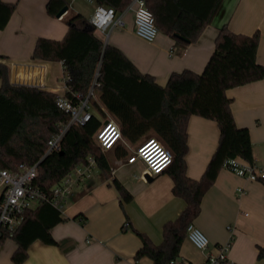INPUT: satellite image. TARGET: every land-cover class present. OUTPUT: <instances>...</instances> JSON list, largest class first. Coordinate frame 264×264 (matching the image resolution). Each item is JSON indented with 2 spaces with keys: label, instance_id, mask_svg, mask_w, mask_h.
<instances>
[{
  "label": "trees",
  "instance_id": "trees-1",
  "mask_svg": "<svg viewBox=\"0 0 264 264\" xmlns=\"http://www.w3.org/2000/svg\"><path fill=\"white\" fill-rule=\"evenodd\" d=\"M144 1L153 12L159 30L184 49L201 36L223 0ZM96 2L123 12L132 0ZM65 6L69 9L67 0L47 2L52 16H57ZM15 9L16 3L0 0V29L7 26ZM64 18L68 25L64 37H39L33 58L62 61L67 84L65 96L76 101V93L86 96L93 88L96 99L92 103L98 113L105 117L109 112L118 121L123 137L137 143L136 147L151 134L171 150L173 161L167 170L174 180V193L186 200V207L176 219L164 223L163 240L159 244L135 229L142 239L135 258L147 256L155 264H177L187 226L199 214L202 198L225 160L238 157L254 162L249 129L236 124L227 90L264 78V65L257 60L260 32L235 33L224 24L216 36L214 52L201 73L189 69L173 72L166 85L161 86L153 75L142 73L118 47L100 39L89 18L81 13ZM0 79V167L15 169L20 163L32 165L40 161L34 183L50 190L91 155L105 178L112 173L109 154L126 160L129 157L121 141L107 151L96 143L95 134L102 120L95 113L84 125L72 124L61 141V149L46 154L49 139L59 124L70 122L71 115L57 105V93L13 85L9 66L2 61ZM193 114L217 121L220 128L218 146L199 180L186 174L187 128ZM113 182L122 201H130L132 194L128 189L118 179ZM64 220L57 208L43 202L26 211L23 223L12 236L5 233L0 240L12 238L17 242L12 259L21 264L27 259L33 241L40 239L57 244L51 228ZM258 258L264 259V246H259Z\"/></svg>",
  "mask_w": 264,
  "mask_h": 264
},
{
  "label": "crops",
  "instance_id": "crops-1",
  "mask_svg": "<svg viewBox=\"0 0 264 264\" xmlns=\"http://www.w3.org/2000/svg\"><path fill=\"white\" fill-rule=\"evenodd\" d=\"M4 1L16 3V9L7 26L0 29V55H3L0 61L9 66L10 74L12 62L45 61L49 68L47 90L64 94L63 62L34 59L37 39H62L68 30L64 17L81 13L90 19L98 3L96 0H67L68 11L57 17L49 14L48 0ZM224 24L235 33L260 32L257 60L264 65V0H223L201 36L184 49L161 31L153 42L139 37L132 10L125 12L122 26L109 28L105 33L96 31V34L105 43L118 47L142 73L153 75L158 84L165 86L173 72L189 69L201 73L204 70ZM54 69L59 73L51 75ZM58 75L62 82H57ZM227 95L232 99L236 124L249 129L253 163L264 167V78L229 88ZM92 111L101 120L104 118L94 105ZM107 116H111L109 112ZM187 131L186 174L199 180L218 146L220 128L217 121L193 114ZM111 159V177L105 178L98 168L74 188L61 213L65 220L51 228L57 244L40 239L33 241L27 259L21 264H155L147 256L135 258L142 239L134 230L145 233L155 244L161 243L164 223L179 216L186 207V200L174 193L169 170L151 179L142 178L144 165L141 162L126 164L123 162L126 159L117 158L114 162ZM135 164H139V173H121L122 169H133ZM114 179L132 194L130 201H122ZM38 206L35 204L32 209ZM193 223L208 236L209 247L203 251L186 236L177 264H201L208 254H218L219 247L227 242L231 243L228 256L236 264H264V259L258 258L259 246H264V180H249L222 167L205 192ZM17 247L12 238L0 240V264H16L12 256Z\"/></svg>",
  "mask_w": 264,
  "mask_h": 264
},
{
  "label": "built area",
  "instance_id": "built-area-1",
  "mask_svg": "<svg viewBox=\"0 0 264 264\" xmlns=\"http://www.w3.org/2000/svg\"><path fill=\"white\" fill-rule=\"evenodd\" d=\"M127 10L133 11L136 34L148 42L155 41L160 30L156 25L153 12L146 6L144 0H132L120 15L113 6L97 4L90 21L96 31L105 33L109 28L124 24V14ZM11 69L10 80L13 85L48 89L49 68L45 61L12 62ZM64 88L66 91V78ZM75 95L76 101L65 94H58L56 97L57 105L71 115V120L68 124L58 125V130L49 139L46 154L61 149V141L72 124L84 125L92 118V100L96 99L93 88L86 96L81 93ZM95 138L101 149L107 151L124 137L119 123L114 119H105L98 128ZM172 161L171 150L158 138L153 137L133 149L132 155L125 163L141 162L144 165L141 177L147 178V176L153 177L165 172ZM39 163L40 161L32 165L20 163L15 169L0 167V238L5 233L9 237L12 236L23 223L26 211L32 209L35 204L46 202L63 213L77 184L98 169L97 160L91 155L86 162L76 165L50 190H45L34 183L39 173ZM223 167L249 180H264V167H257L254 163L246 162L238 157L227 158ZM187 237L197 248L203 251L208 249L210 244L208 236L193 222L187 226ZM230 247V242L222 244L218 254H208L201 264H236L228 256Z\"/></svg>",
  "mask_w": 264,
  "mask_h": 264
},
{
  "label": "rangeland",
  "instance_id": "rangeland-1",
  "mask_svg": "<svg viewBox=\"0 0 264 264\" xmlns=\"http://www.w3.org/2000/svg\"><path fill=\"white\" fill-rule=\"evenodd\" d=\"M56 73L58 74L59 73V70L57 71V69H54L53 71H51V75H56ZM57 82H62L63 81V79H62V77L60 76V75H58V77H57ZM105 119H113L111 116H105L103 119H102V121L103 120H105ZM145 138V137H144ZM143 138V139H144ZM150 138H153V135H148V137H146L145 139H144V141L145 140H147V139H150ZM155 138H157V137H155ZM142 139V140H143ZM123 144H125L126 145V147H127V156H131L132 155V152H133V149H135L136 148V146H137V143H133V142H130L129 140H127L126 138H123V140L121 141ZM110 158H112L111 159V162H114L117 158H115L114 157V155H112V154H109V159ZM123 162H125V160L123 161ZM139 164H140V162H139ZM139 164H135V166H134V168L132 169V168H128V169H122L121 170V173L123 174V172H125V174H127V175H132V174H130V171H132V172H140V167L138 166ZM127 171V172H126Z\"/></svg>",
  "mask_w": 264,
  "mask_h": 264
},
{
  "label": "water",
  "instance_id": "water-1",
  "mask_svg": "<svg viewBox=\"0 0 264 264\" xmlns=\"http://www.w3.org/2000/svg\"><path fill=\"white\" fill-rule=\"evenodd\" d=\"M67 10H68V7H67V6H65L64 8H62V9L59 11V13L57 14V17H61L63 14H65V13L67 12ZM147 178H148V179H151L152 177L147 176Z\"/></svg>",
  "mask_w": 264,
  "mask_h": 264
}]
</instances>
